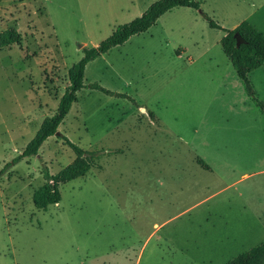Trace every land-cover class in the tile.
I'll use <instances>...</instances> for the list:
<instances>
[{
	"label": "rangeland",
	"instance_id": "rangeland-1",
	"mask_svg": "<svg viewBox=\"0 0 264 264\" xmlns=\"http://www.w3.org/2000/svg\"><path fill=\"white\" fill-rule=\"evenodd\" d=\"M156 1L0 0V32L15 27L22 38L0 49V264H226L264 242V234L232 239L247 227L229 208L237 202L198 204L223 183L190 161L195 151L215 167L226 156L235 176L264 169V145H256L264 138L254 133L248 149L213 151L240 140L236 131L264 129V110L223 54V31L204 17L226 30L247 21L264 37V0H199L197 10L165 13L87 64L84 84L111 94L82 89L58 135L5 168L55 113L82 49ZM249 80L264 105V67ZM61 137L93 152L95 166L59 186V204L39 210L32 193L44 170L55 175L75 158ZM168 163L189 175L167 178ZM240 187L264 215V173Z\"/></svg>",
	"mask_w": 264,
	"mask_h": 264
},
{
	"label": "trees",
	"instance_id": "trees-1",
	"mask_svg": "<svg viewBox=\"0 0 264 264\" xmlns=\"http://www.w3.org/2000/svg\"><path fill=\"white\" fill-rule=\"evenodd\" d=\"M199 0H157L151 4L143 14L129 22L115 28L112 34L99 43L96 47L83 48L82 57L68 70V86L61 96L55 113L45 118L34 137L26 145L24 150L5 165L9 168L20 161L38 155V151L44 142L58 135V127L63 123L72 105L77 102V93L84 88L98 90L106 95L111 94L108 90L97 84H84V72L88 63L108 53L111 49L123 45L131 37L147 32L154 26L157 20L173 8L182 7L199 9ZM209 26L223 31L224 36L220 39V45L225 57L229 60L237 77L245 86L248 96L256 101L257 105L264 110V105L255 98V91L248 75L264 66V37L249 22L243 21L232 30H226L218 26L207 16H204ZM235 34L241 43L236 45ZM21 35L15 27H9L0 32V49L9 48L21 43ZM119 95V94H116ZM120 96V95H119ZM64 143L72 150L75 158L72 163L61 169L57 174L51 175L44 170V183L33 191L32 202L35 208L46 210L51 205H57L61 201L59 186L85 176L95 166L93 152L81 149L66 137H61ZM196 162L205 170L208 165L200 158ZM226 264H264V242L239 254Z\"/></svg>",
	"mask_w": 264,
	"mask_h": 264
},
{
	"label": "crops",
	"instance_id": "crops-1",
	"mask_svg": "<svg viewBox=\"0 0 264 264\" xmlns=\"http://www.w3.org/2000/svg\"><path fill=\"white\" fill-rule=\"evenodd\" d=\"M227 61L229 62L228 59H227ZM263 67L264 66L252 71L248 75V77L250 78V76L254 72L258 71L259 69H261ZM235 133H236L235 137H237V138L240 137V140L237 139L238 142L235 140H232V139L227 140V147L215 148V149H213V151L217 155L218 154L224 155V154H227V152H230L231 149H234V150H236L238 148L239 149H248V148L252 147V145L251 146L246 145V144H248L247 143V139H248L247 134H249V133L251 135L254 133V135H256L257 139L258 138H264V129L256 130L255 132H244V131L240 130V131H236ZM245 136H246V138H244ZM256 143H257L256 145H259V144L264 145V143H262V142L261 143L256 142ZM235 147H237V148H235ZM192 152L195 155V158L190 160L192 165L197 166L198 168L202 169L204 172H206L208 175L212 176L213 178H217L219 180V183H221V184L223 183L222 184L223 186H221L217 189L215 188V190L213 192H210L211 194L209 193L208 196L202 198L198 202V204L205 203V202L207 203V202H210L213 200H217L221 196L223 197L224 200H226L225 202H227V203H229L230 201L237 202L238 204L235 203V205H233L232 208L231 207H229V208L237 211V215L239 217H243V218H240L241 219L240 224H242V222H243L244 223L243 226L245 224H247V227H245L243 230L244 231L243 238L241 235H239L241 229L243 228V227H241L239 232H238V236L233 237L232 239H240L243 242L244 241L247 242V240L249 238L257 237V235L262 236L264 234V222H263L264 215H262L260 212L259 213L256 212V209L252 208L250 205L247 204V202L245 201V195L247 193V190L240 187V185L244 181H246L247 179H250L251 177H254L256 175H260V174L264 173V169L263 170H261V169L256 170L253 173L244 172V173H241V174L235 176V175H232V172H234L236 170H233L232 172L229 171V169L233 168V165L227 163V157L225 156V157H223V159H222V157H220L221 158V161H220L221 164L216 166V167L213 166L211 163H208V162L206 163L205 160L202 159L210 168L209 170H205L201 166H199L196 162V159L200 158V157L195 154V151H192ZM161 167H162V164H161ZM220 167H222V169H220ZM163 168H164L166 176L169 175L167 178H171V176H172V175H170L171 172L169 173V171H171V170L174 172H180L179 176L175 175L176 179H184L189 175L188 174L189 169H187V166L183 165V164L178 163V164L173 165L172 163H168V164H165V166ZM191 172H195L197 176H200V173H199L200 171L198 169H192ZM205 176H207V175H202V179L204 180V182H207V178ZM239 203H241V204H239Z\"/></svg>",
	"mask_w": 264,
	"mask_h": 264
},
{
	"label": "water",
	"instance_id": "water-1",
	"mask_svg": "<svg viewBox=\"0 0 264 264\" xmlns=\"http://www.w3.org/2000/svg\"><path fill=\"white\" fill-rule=\"evenodd\" d=\"M235 38H236V45L238 46L241 43V41L237 34H235Z\"/></svg>",
	"mask_w": 264,
	"mask_h": 264
}]
</instances>
